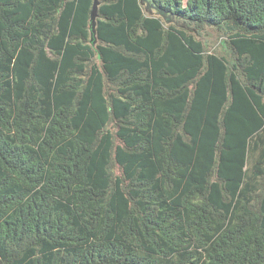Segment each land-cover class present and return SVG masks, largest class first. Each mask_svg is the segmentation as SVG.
<instances>
[{
    "label": "trees",
    "instance_id": "obj_1",
    "mask_svg": "<svg viewBox=\"0 0 264 264\" xmlns=\"http://www.w3.org/2000/svg\"><path fill=\"white\" fill-rule=\"evenodd\" d=\"M150 1L0 0V264H264V0Z\"/></svg>",
    "mask_w": 264,
    "mask_h": 264
},
{
    "label": "rangeland",
    "instance_id": "obj_2",
    "mask_svg": "<svg viewBox=\"0 0 264 264\" xmlns=\"http://www.w3.org/2000/svg\"><path fill=\"white\" fill-rule=\"evenodd\" d=\"M141 2L143 3L145 10L149 13H153V14H158L159 12L154 9L151 5V1L150 0H141ZM93 31V30H92ZM95 32V31H94ZM94 37V36H93ZM211 42V44L215 45V47L221 49L222 45L221 43H219V41H217L216 37L211 35V38L209 40Z\"/></svg>",
    "mask_w": 264,
    "mask_h": 264
},
{
    "label": "water",
    "instance_id": "obj_3",
    "mask_svg": "<svg viewBox=\"0 0 264 264\" xmlns=\"http://www.w3.org/2000/svg\"><path fill=\"white\" fill-rule=\"evenodd\" d=\"M98 2H99V0H94L93 10H92V16H93V18H95L96 17V14H97Z\"/></svg>",
    "mask_w": 264,
    "mask_h": 264
}]
</instances>
